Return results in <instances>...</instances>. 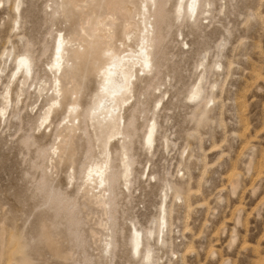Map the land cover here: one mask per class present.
<instances>
[{
    "label": "rangeland",
    "instance_id": "obj_1",
    "mask_svg": "<svg viewBox=\"0 0 264 264\" xmlns=\"http://www.w3.org/2000/svg\"><path fill=\"white\" fill-rule=\"evenodd\" d=\"M145 1L0 0V113L12 96L0 114V264H264V0H200L197 17L179 21L177 0L147 16L134 8L131 21L155 38L154 71L136 69L123 136L105 157V129L83 109L102 50L126 53L123 4ZM98 25L114 30L109 44ZM57 33L73 43L61 75ZM23 55L34 65L28 82L12 76ZM58 79L60 104L41 125ZM197 84L200 98L188 101ZM106 159L111 183L98 192L86 165Z\"/></svg>",
    "mask_w": 264,
    "mask_h": 264
},
{
    "label": "snow or ice",
    "instance_id": "obj_2",
    "mask_svg": "<svg viewBox=\"0 0 264 264\" xmlns=\"http://www.w3.org/2000/svg\"><path fill=\"white\" fill-rule=\"evenodd\" d=\"M161 7L163 5H160ZM125 7L130 8H138L144 16H147L149 12V8L153 11L157 8L156 0H152L149 5L147 2L141 3L139 5H125ZM197 4L195 0H192L187 6V11L189 15H194ZM51 11V9H49ZM184 15V6L181 3L179 6L175 8V16L177 20L183 18ZM147 25V22H146ZM104 29V32L110 36L112 29L110 26L98 25ZM125 37L129 40H136L139 47L138 50H130L125 53V55L121 56L118 52L114 50L113 47L108 46L102 50V56L104 57V62L100 66L98 70V89L95 96L92 98V102L87 109H83L86 114V119L90 118L93 125H98L101 130L104 129L105 125L111 121H114L115 118L119 115L121 106L128 103L129 96L132 95V90L134 86V82L136 80V72L135 70L138 68L140 75L143 76L145 74L151 75L154 71V63H153V54H152V46L153 40L151 39V33H149L148 28L146 27L143 33L140 32H127L125 31ZM67 41L62 33H57L54 37V51H55V62L52 65L53 69H59L61 65L64 63L61 57L64 53L65 45ZM187 48V45H184ZM123 47V45H122ZM201 67L203 64L201 63ZM23 67L25 71L30 70L29 60L26 57H21L20 60L17 61L16 72L20 71V68ZM71 68V65H68ZM219 65H216L217 70H219ZM13 78H15V73H13ZM200 85L197 84L195 88H192L190 94L187 97L188 101H197L200 98ZM53 91L55 93V98L52 100L51 105L45 111V116L41 119V124H46L47 116L51 113L53 108L58 106L57 99L61 96L60 90V82L59 80H55L53 84ZM211 103V102H209ZM63 107V105H60ZM158 108L159 105L157 104ZM80 109L76 106V96H73V104L72 107L68 108V112H76ZM2 114V113H0ZM67 123V121H65ZM154 125L149 128L147 136L145 137L144 143L147 147H151L152 139L154 134ZM111 139V137H109ZM99 143V140H98ZM52 152L56 153V148L52 149ZM108 154L105 152L104 156L106 157ZM88 177L89 180H92L94 176L101 177L100 180V188L104 187V179H103V169L101 167H91L87 166ZM108 164L105 160L103 163V168H107ZM129 174L128 164L125 161L124 164V176L125 180H127ZM71 179V177H69ZM99 192V189H96ZM108 195L107 192L102 193V197L98 198H106ZM107 206V205H106ZM138 243H135L133 251L135 252L136 248H138Z\"/></svg>",
    "mask_w": 264,
    "mask_h": 264
},
{
    "label": "bare ground",
    "instance_id": "obj_3",
    "mask_svg": "<svg viewBox=\"0 0 264 264\" xmlns=\"http://www.w3.org/2000/svg\"><path fill=\"white\" fill-rule=\"evenodd\" d=\"M162 1L163 0H156V3H157V11L159 12L161 9H162V7L160 6L161 4H162ZM178 1V6L182 3L183 4V6H184V15L183 16H185V15H188L189 13H188V11H187V6H188V4L190 3V2H192V0H177ZM146 2V1H145ZM148 2V1H147ZM149 2L151 3L152 2V0H149ZM195 3L197 4V7H196V10H195V15H196V17H197V15H198V10H199V3H200V0H195ZM125 5H131V4H125ZM125 5L123 4V13H124V16H125V18H126V26H125V31H127V32H140V33H143L144 32V30H145V28L144 29H141V31H139V28H138V26L136 25V24H134L133 23V21H131V19H130V15H131V13L133 12V10H134V8H130V7H125ZM190 17H192L193 15H189ZM110 27H111V25H110ZM112 29V28H111ZM97 31V29L95 30V32ZM125 31H124V34H125ZM149 31V30H148ZM149 33H150V31H149ZM106 34V33H105ZM107 35V34H106ZM125 36V35H124ZM114 37H115V32H114V30L112 29V32H111V35L110 36H108L107 35V38H108V44L110 43V41H111V39H114ZM151 39L153 40V46H152V54H153V47H154V43H155V38L153 37V34L151 35ZM67 41V43H66V45H65V49H64V53H63V55H62V57H61V59H62V61H64V63L61 65V67L59 68V69H54L55 70V72L56 73H59L60 75L61 74H63V72H64V70H65V68H66V64H67V61H68V59H69V52H70V48H71V45H73V43L72 42H70V41H68V40H66ZM130 40L129 39H127L126 37L124 38V40H123V43H122V45H123V47L126 49V52L127 51H130V50H132L131 48H130V46L128 45V42H129ZM73 51V50H72ZM80 54V52H79V50H77V51H75V55L76 56H78ZM102 54V53H101ZM120 54V53H119ZM121 55V54H120ZM54 56H55V52H54ZM121 56H123V55H121ZM21 57H26L28 60H29V64H30V70L29 71H25V69L23 68V67H21L20 68V71L17 73L16 72V68H17V61L18 60H20L21 59ZM78 58V57H77ZM54 62H55V58H54ZM53 62V63H54ZM33 69H34V65H33V62H32V60H31V58H30V56H28V55H23V56H20V57H17L16 59H15V67H14V69H13V71H12V76H13V73H15V77L16 78H19V79H23V81L24 82H28V76L30 75L31 76V78H33ZM135 72H136V80H137V77H138V74H137V70H135ZM59 80V79H58ZM60 82V81H59ZM61 90V89H60ZM61 96H62V91H61ZM5 100H6V106H4L3 107V109H2V113H4V114H6V112H7V110H8V105H9V103L11 102V99H12V96H11V91H10V89H8V91H7V95L5 96V98H4ZM132 99V95L131 96H129V98H128V103L130 102V100ZM77 101V100H76ZM58 102V104H60L59 103V101H57ZM127 103V104H128ZM127 104H124V105H122L121 106V109H120V113H119V115L115 118V120L114 121H111V122H109L108 124H106L105 125V127H104V129H105V133L107 134V142H106V144H105V150H104V152H108V150H107V148H108V146H109V144H110V142L112 141V140H115V139H117L119 136H123V132H122V129H121V123L122 122H124V118H123V115H124V110H125V107H126V105ZM76 106L78 107L79 105L77 104V102H76ZM71 107H72V104H71ZM68 112V111H67ZM52 113H53V109H52V111H51V113L47 116V121L49 120V118H50V116L52 115ZM69 113V112H68ZM73 115H74V112H72V113H69V117L70 118H72L71 119V121L70 122H72V121H74V120H76V119H78L79 117L78 116H76V117H73ZM90 119V118H89ZM90 121H91V119H90ZM79 124V123H78ZM41 125H44V124H41ZM124 125H125V123H124ZM75 126V125H74ZM154 126H155V124H154ZM48 127H50V126H48ZM71 128H73V130H74V127L73 126H71ZM77 129V128H76ZM154 129H155V127H154ZM71 133V132H70ZM109 137H111V139H109ZM153 142H154V134H153V139H152V144H153ZM108 155H109V152L107 153ZM109 157V156H108ZM123 159H122V168H123V177L125 178V176H124V164H125V161H126V157H127V155L126 154H123ZM106 161H107V164H109V160L108 159H106ZM104 163V162H103ZM103 163H101V164H98V165H95V166H93V167H101L102 169H103V179H104V190H106V188L107 187H109V185H110V183H111V176L108 174V172H107V168H103ZM128 164V163H127ZM128 169H129V174H128V177H127V180H128V178L130 177L129 175H130V172H131V169H130V165L128 164ZM86 179H87V181H86V184H87V186L88 187H91V186H95V189H97L99 186H100V180H101V177H99V176H94L93 178H92V180H89V177H88V172H87V177H86ZM237 179V178H236ZM126 180V181H127ZM236 181V180H235ZM234 182V181H233ZM238 183V182H237ZM233 189H234V187H233ZM92 191H94V190H92ZM99 196H96L95 198L96 199H100V198H98ZM163 223L164 224H166L167 222L165 221V218H163ZM150 235L152 236V232H150ZM149 235V236H150ZM135 243H138V245H139V247L138 248H136V250H135V252L136 253H141V251H142V248H143V236H142V234L139 232V231H137V230H135L134 231V234H133V237H132V249L134 248V246H135ZM256 250V249H255ZM257 252V251H256ZM258 260V259H257ZM257 262V261H256Z\"/></svg>",
    "mask_w": 264,
    "mask_h": 264
}]
</instances>
